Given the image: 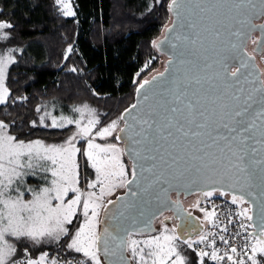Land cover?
<instances>
[{
    "label": "snow or ice",
    "instance_id": "obj_1",
    "mask_svg": "<svg viewBox=\"0 0 264 264\" xmlns=\"http://www.w3.org/2000/svg\"><path fill=\"white\" fill-rule=\"evenodd\" d=\"M55 3L61 7L64 16H75L69 0H55ZM203 3L207 7L201 8L202 12L218 8L228 0H203ZM170 7L178 8V0H171ZM232 7L238 8L239 4L233 2ZM12 27L10 22L0 21V40L8 38L2 30ZM220 35L217 30L216 36ZM191 42L195 44L197 41ZM71 51L69 47L68 52ZM14 62L11 53L0 55V104L8 99L9 90L5 87V80L8 67ZM218 64V69L207 77L212 81L208 88L203 87L204 78L198 74L185 76L182 83L165 90L160 100L139 117L141 127L135 131L133 138L136 147L130 155L135 159L130 170L122 159L125 150L118 144L95 142L97 138L113 137L117 131H131L134 126L128 125L127 121L125 128H119L123 115L93 132L99 119L94 110L87 106L74 109L80 113L79 119L58 118L46 112L40 117L41 124L50 117L51 127L76 126V133L60 145H45L40 140H20L10 134L7 124L0 121V264H72L71 261H61L55 257L49 261L47 252L33 259L29 249L23 247L28 240L40 244L45 239L60 241L65 236L69 237L66 249L82 254L83 258L77 264H102L101 254L108 264H132V261L135 264H189L180 251L178 241L193 249L198 264H206L207 261L222 264L225 260L229 264H264V95L257 101L241 84L244 64L231 68L228 59ZM208 67L205 65V68ZM163 75L158 73V76ZM151 82L144 80L137 92ZM256 91L264 93V83ZM131 107L135 109L137 106L133 104ZM85 112L88 113L86 122ZM32 124L35 126L36 121ZM77 137L86 141L83 152L74 143ZM114 139L120 141L122 137L115 135ZM78 154L86 158V166L95 173V178L87 182V191L80 187ZM145 164L148 166L145 167ZM37 168L47 186L38 191L28 188L21 191L20 179L26 172L35 174ZM193 169L218 176L220 179L216 183L228 180L229 187L239 184L242 189H260L258 225L251 223L252 208L245 206L248 204L245 196L231 194V203L240 206L235 215L246 221L239 224L242 231L236 233L244 241L239 251L233 245L221 254L216 240L210 239L216 236L215 232L200 231L196 239H192L190 233H178V225L169 228L163 222L156 235H148L144 239L133 238L136 234L133 232L122 233L118 225L111 232L108 227L103 231L98 229L100 210L106 207L104 197L116 188L130 189L126 195L134 199L125 209H134L137 202V192L131 191L134 182L140 193L139 199H143L150 194L153 185L166 175ZM129 171L132 179H129ZM217 192L221 196L229 195L218 187L203 195L211 197ZM26 193L30 194L31 199H25ZM113 203L112 200L107 201V204ZM196 206L199 207V201ZM80 213L83 222L70 234L67 225H71ZM215 215V211H205L206 220ZM229 223H232L231 217ZM148 227L150 225H146L145 229ZM249 229L252 231L249 232ZM221 231L227 232V228L221 227ZM6 237L16 239L22 246L23 255H18L16 244L10 243ZM219 240L225 245L229 244L224 235H220ZM201 244L210 250H197L194 247ZM126 253H130V256Z\"/></svg>",
    "mask_w": 264,
    "mask_h": 264
},
{
    "label": "trees",
    "instance_id": "obj_2",
    "mask_svg": "<svg viewBox=\"0 0 264 264\" xmlns=\"http://www.w3.org/2000/svg\"><path fill=\"white\" fill-rule=\"evenodd\" d=\"M170 1L73 0L76 14L66 17L55 0H0V21L13 25L9 42L17 55L8 70L9 95L0 105V121L20 140L60 143L76 126L51 127L50 117L41 124L45 110L75 119L74 109L89 105L99 128L120 118L134 101L137 85L162 61L155 42L171 19ZM84 169L85 179L95 177L86 159ZM68 238L45 239L38 249L49 258L82 259L66 249ZM179 248L189 264H198L193 249L181 242Z\"/></svg>",
    "mask_w": 264,
    "mask_h": 264
},
{
    "label": "water",
    "instance_id": "obj_3",
    "mask_svg": "<svg viewBox=\"0 0 264 264\" xmlns=\"http://www.w3.org/2000/svg\"><path fill=\"white\" fill-rule=\"evenodd\" d=\"M233 2L239 4V7L233 8ZM178 4L179 7L173 9L170 7V1L171 19L155 42L158 45V52L164 56L162 68L137 85L134 101L121 113L124 117L121 128H125V121L128 125L134 126L131 131L126 130L123 133L118 131L117 134L122 137L120 142L125 150L124 155L130 162V168L135 159L130 155L136 147L133 138H135V131L141 127L138 123L139 117L160 100L165 90L174 88L176 83H182L185 76L198 74L204 78L203 87L208 88L212 81L207 80V77L218 69L219 61L228 59L231 68L241 67V64H244L241 69V84L244 88L251 92L257 101L260 100L261 95H264L256 91L261 83H264V72L257 59L258 54L264 53V0H228V3H223L218 8L203 12L201 8L207 7L203 0H178ZM217 30L221 33L219 37L216 36ZM254 36H257V39L253 42V50L249 51V45ZM193 40L197 42L193 44L191 42ZM205 65L209 67L205 68ZM158 73H164V75L161 77ZM153 77L156 79L152 80ZM144 80L152 82L137 92ZM145 96L148 97L147 100L144 99ZM133 104L137 106L135 109L131 107ZM126 109L128 111H125ZM134 117L137 119L134 120ZM147 166L145 164V167ZM139 171L137 166L138 176ZM129 179H132L131 175ZM219 179L218 176L204 170H180L166 175L153 185L150 194L143 199H139L140 193L137 183L134 182L131 185V191L137 192L136 207L125 209L129 201L134 199L131 195H126L130 189L125 187L124 191L109 199L114 202L113 204L105 203L99 230L103 231L105 227H108L111 232L118 225L122 233L127 231L136 233L135 235L152 234L158 229L155 219L168 211L172 212L173 219L177 221L175 225L179 226L178 233H190L193 238L200 231H204L200 217L188 211L182 201L173 198V194L185 196L203 194L213 187L223 188L230 197L232 193L244 195L248 201L247 206L252 208L251 223L258 225L260 223V189L258 187L242 189L239 184L229 187L230 181L216 183ZM121 212L124 213L123 216L120 215ZM190 222L197 225L193 232L186 225ZM146 225L150 227L145 229ZM125 255L130 256L129 253ZM101 258L105 264H108L103 254ZM132 264H134L133 261Z\"/></svg>",
    "mask_w": 264,
    "mask_h": 264
},
{
    "label": "rangeland",
    "instance_id": "obj_4",
    "mask_svg": "<svg viewBox=\"0 0 264 264\" xmlns=\"http://www.w3.org/2000/svg\"><path fill=\"white\" fill-rule=\"evenodd\" d=\"M71 6H72V9L74 11V7H73V0H69ZM75 12V11H74ZM7 22V21H5ZM5 34H7V39L6 40H0V55H8L9 53H11V55L14 57L15 61L17 59V55H16V51H15V48L10 44L9 42V39H10V33L8 31V28L6 29H3L2 30ZM257 39V36H254L252 42H250V45H249V51L250 50H253L254 48V44L253 42ZM157 43H155V49L158 51V46H156ZM262 69H263V72H264V53H261V54H258V57H257ZM161 63L159 64V67L157 70H160L162 68V63H163V60H164V56L162 55L161 56ZM10 67V65H9ZM9 67H8V70H9ZM7 75H8V72H7ZM6 81H7V77H6V80H5V87H7V84H6ZM8 88V87H7ZM1 105V104H0ZM84 106H87L88 109H91V110H94V108L90 107L89 105H83V106H80L78 108H83ZM49 113L47 110H45L43 113ZM95 112V115L98 117L96 111L94 110ZM53 113H55V111L52 112L51 115H53ZM67 113V112H65ZM65 113H62V116H65V117H69L71 119H74L72 115H69V114H65ZM56 116V114H54ZM61 117V116H60ZM84 117H85V120L84 122L87 121V118H88V113L85 112L84 113ZM80 118V113L77 112V118L75 119H79ZM99 119V118H98ZM115 120H118V119H115ZM100 123V121H99ZM99 125V124H98ZM98 125L96 126V128L93 130V132L95 131H98L100 128L98 127ZM122 126V122L121 120H119V128H121ZM77 129L74 130V132L69 136V137H72L75 133H76ZM118 134V131L116 133H114V136ZM114 136L113 137H107V138H104V139H101V138H97L96 139V143H99V144H109V143H116L118 144V146L120 148L123 149V144L122 142L120 141H116L114 139ZM68 137V138H69ZM68 138L66 140H68ZM62 141L60 143H56V142H45V141H42L45 145H60V144H63L65 143V141ZM74 143L76 144V147L77 148H80L81 149V152H83V150L86 148V141L81 139L80 137H77L76 140L74 141ZM77 159H78V162L80 163L81 165V168H80V187L83 191H87V182L91 181L90 179L87 180L85 179L86 178V175H85V169H84V160L86 159L84 156L78 154L77 156ZM126 167L130 170V167H129V163L127 162V160L125 159V156L123 155L122 157ZM41 163H44V162H41ZM41 175L42 173L40 172L39 168L35 169V174H30V173H25V175L20 179L19 181V186H20V190L23 191L24 189L28 188V189H32L33 191H38L41 187H44V186H47L45 184L44 181L41 180ZM48 175V178L50 179V173L47 174ZM130 171H129V178H130ZM95 178V177H94ZM93 178V179H94ZM125 187H118L116 188L110 195H106L104 197V205L105 203L112 197L116 196L118 193L124 191ZM96 191L98 192V189H96ZM72 194L70 193V196ZM195 197V198H194ZM194 197H192V200L195 201V209L198 210L200 213H201V217H202V220H203V223L204 225L207 227L211 221L213 220L214 217H211L210 219L206 220L205 219V211H211V210H208V209H205V208H202L200 205L199 207L196 206L197 202L199 201L200 199V196H196L194 195ZM25 199H31V196L30 194L26 193L25 194ZM55 203V202H54ZM247 206V205H245ZM103 208H101L100 210V216H99V220H100V217H101V214H102V211H103ZM201 209H204L205 211H201ZM83 215L82 213L78 214V218L77 219H74L73 220V223L71 225H67V227L69 228V233L72 234L74 233L80 226V224L83 222ZM161 225H162V222L160 221L159 224H158V230L155 232V233H152V234H146V235H134L133 238L135 239H144L146 238L148 235H156L157 232L160 230L161 228ZM169 228H171V226L169 224H167ZM72 227V228H70ZM98 229H99V225H98ZM199 235V234H198ZM194 236L193 239H196V237L198 236ZM9 239V242L10 243H14L16 244V247H17V252H18V255H23V251H22V246L16 242V239L15 238H9V237H6ZM69 239V238H68ZM180 246V242L178 241L177 242ZM38 245L39 244H35L34 242L28 240V241H25L23 247H27L29 249V253L31 255V258L33 259H36L39 257L40 254L44 253V252H41L39 251L38 249ZM65 245L63 246V248L61 249L60 252L64 253L65 252ZM130 254V253H129ZM259 256V255H258ZM133 263L135 264V261H133ZM222 264H226L225 262H222Z\"/></svg>",
    "mask_w": 264,
    "mask_h": 264
},
{
    "label": "built area",
    "instance_id": "obj_5",
    "mask_svg": "<svg viewBox=\"0 0 264 264\" xmlns=\"http://www.w3.org/2000/svg\"><path fill=\"white\" fill-rule=\"evenodd\" d=\"M199 205L202 208L216 212V215L214 216L211 223L207 227L205 226L204 232H215L216 233V236L210 237V239L216 240V247L220 249L221 254H223V252L225 251H228L229 247L233 245L237 246L238 251H239L244 241L241 237L236 236V233L238 231H242L239 228V224L242 222H246L235 215L240 210V206L232 204L230 196L228 195L221 196L220 194H213V196L211 197L204 196L200 200ZM230 217L232 219V223H229ZM221 227H226L227 232H222ZM248 231L251 232L252 229H249ZM220 235L225 236V239L229 241L228 245H225L222 241L219 240ZM194 247L197 248V250L203 248L204 250L207 251L208 249L203 244L195 245ZM52 258H49V261ZM55 258L61 261H71L72 264H77V262L80 260V258H67L65 256L55 257ZM224 262L226 264H229V262H227L226 260Z\"/></svg>",
    "mask_w": 264,
    "mask_h": 264
},
{
    "label": "flooded vegetation",
    "instance_id": "obj_6",
    "mask_svg": "<svg viewBox=\"0 0 264 264\" xmlns=\"http://www.w3.org/2000/svg\"><path fill=\"white\" fill-rule=\"evenodd\" d=\"M194 195L196 196H200V199H199V202L200 200L204 197L203 194L201 193H197V194H191V195H188V196H185L183 194H173V198L176 199V200H180L183 202L185 208L190 211V212H193L195 213L196 215H198L200 217V222L202 223V225L204 226L205 228V225L203 223V220H202V217H201V214L198 210L195 209V201L192 200V197H194ZM195 198V197H194ZM168 218V219H165V218ZM163 222V223H166V224H169L171 227L174 226L176 224V220L173 219V214L172 212H164L162 213L161 215H159L156 219H155V224H156V227L158 228V224L159 222ZM189 228V230L191 229V232H193V230H195L194 228L197 227V225L193 222H190V223H187L186 224ZM193 228V229H192ZM158 230V229H157Z\"/></svg>",
    "mask_w": 264,
    "mask_h": 264
}]
</instances>
